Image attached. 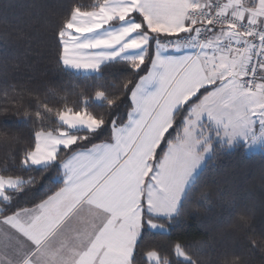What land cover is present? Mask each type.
Wrapping results in <instances>:
<instances>
[{"label": "snow or ice", "instance_id": "obj_1", "mask_svg": "<svg viewBox=\"0 0 264 264\" xmlns=\"http://www.w3.org/2000/svg\"><path fill=\"white\" fill-rule=\"evenodd\" d=\"M57 37L67 69L126 66L120 96L95 92L109 110L126 97V119L89 111L90 96L79 108L23 113L35 130L19 163L58 169L60 183L19 206L35 180L0 174V264H138L143 229L180 215L209 155L264 148V0H95L69 7ZM49 115L55 127L44 126ZM0 138L18 140L9 128ZM231 208L248 226L251 209ZM188 247L173 246L184 264H207L210 251L212 264H247L243 251ZM243 247L264 252V234ZM145 255L170 264L156 249Z\"/></svg>", "mask_w": 264, "mask_h": 264}, {"label": "trees", "instance_id": "obj_2", "mask_svg": "<svg viewBox=\"0 0 264 264\" xmlns=\"http://www.w3.org/2000/svg\"><path fill=\"white\" fill-rule=\"evenodd\" d=\"M94 3L95 0H0V131L9 128L18 137L14 142L0 138V174L20 175L26 182L35 180L17 195L19 206L38 202L60 183L58 169L45 171L19 163L22 149L35 130V117H25L24 112L34 113L43 103L54 111L65 103L79 108L83 96H90L89 111L106 116L110 111L111 116L118 113L126 119V97L111 110L95 99L97 90L109 96L121 95L123 79L129 75L125 65L108 64L101 73H82L65 68L58 60L57 33L68 8L90 10ZM58 123L54 115H49L44 126L52 128ZM106 135L107 131L100 138ZM233 202L245 212L251 209L247 213L248 226L239 225L238 215L231 208ZM159 221L166 225L165 231L147 226L143 229L136 253L138 264H149L145 253L150 249L167 255L170 264H184L173 250L176 242L190 246L189 254L201 245L210 250L229 247L237 254L245 252L247 264H264V252L259 247L250 255L243 247L249 239H259L264 234V151L249 152L239 144L220 149L215 157L210 155L180 215ZM216 258L210 251L204 260L212 264Z\"/></svg>", "mask_w": 264, "mask_h": 264}, {"label": "rangeland", "instance_id": "obj_3", "mask_svg": "<svg viewBox=\"0 0 264 264\" xmlns=\"http://www.w3.org/2000/svg\"><path fill=\"white\" fill-rule=\"evenodd\" d=\"M71 70H74V71H77L75 69H71ZM78 72V71H77ZM79 72H82V73H90V72H84L82 70H80ZM231 148V147H229ZM246 148V147H245ZM247 151L249 152H255V151H264V148L261 147V145L257 144V145H254L252 147H248L246 148ZM210 157V155L206 158V160ZM203 167V166H202ZM159 223H162L161 221H158ZM149 229L151 230H154V231H165L166 230V227L164 229H152L150 227H148ZM147 258V257H146ZM148 260V259H147ZM149 262V261H148Z\"/></svg>", "mask_w": 264, "mask_h": 264}]
</instances>
